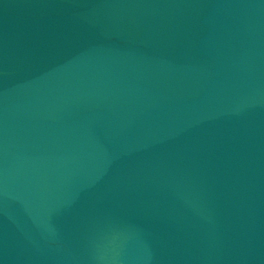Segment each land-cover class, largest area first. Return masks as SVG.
<instances>
[{
  "label": "water",
  "instance_id": "95a60500",
  "mask_svg": "<svg viewBox=\"0 0 264 264\" xmlns=\"http://www.w3.org/2000/svg\"><path fill=\"white\" fill-rule=\"evenodd\" d=\"M0 264H264V0H0Z\"/></svg>",
  "mask_w": 264,
  "mask_h": 264
}]
</instances>
